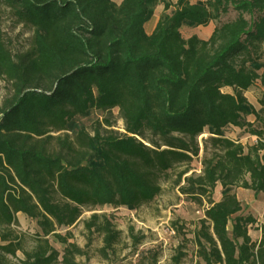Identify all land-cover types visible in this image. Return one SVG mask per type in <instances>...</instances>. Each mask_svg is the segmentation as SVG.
Listing matches in <instances>:
<instances>
[{
  "label": "trees",
  "instance_id": "trees-1",
  "mask_svg": "<svg viewBox=\"0 0 264 264\" xmlns=\"http://www.w3.org/2000/svg\"><path fill=\"white\" fill-rule=\"evenodd\" d=\"M3 1L34 33L29 49L13 54L0 25V77L14 83L0 104V239L6 242L0 264H14L6 254L21 247L12 230L18 212L35 219L39 231L36 246L15 264H79L82 248L57 228L72 226L87 207L131 209L153 201L161 178L175 168H182L181 193L199 204L208 197L196 234L204 264H263L264 236L259 243L251 238L256 218L239 214L242 203L232 189L264 193V114L245 95L255 84L264 90V67H255L264 60V0H177L151 33L145 25L155 4L168 9V0ZM210 22L208 39L180 32L185 23ZM114 107L128 144L105 140L99 129L54 135L77 115ZM232 125L256 141L246 148L225 136ZM205 128L212 152L200 174L187 175ZM86 229L104 234L105 248L120 234L96 213Z\"/></svg>",
  "mask_w": 264,
  "mask_h": 264
},
{
  "label": "rangeland",
  "instance_id": "rangeland-1",
  "mask_svg": "<svg viewBox=\"0 0 264 264\" xmlns=\"http://www.w3.org/2000/svg\"><path fill=\"white\" fill-rule=\"evenodd\" d=\"M120 4L122 0H113ZM169 8L163 3L155 4L154 14L145 25L147 33H151L159 18L164 14H170L176 9L177 0H168ZM199 0H192L196 2ZM203 1V0H200ZM212 23V22H211ZM0 25L2 40L13 54L24 53L32 44L34 29L25 23H20L15 11L0 1ZM212 25V24H211ZM210 23L195 26L185 23L180 28L184 38L197 35L199 38L208 39L210 36ZM211 26V27H210ZM258 70L264 67V60H260L255 66ZM14 83L5 76L0 77V104L13 92ZM224 91L230 92L229 88ZM264 90L260 85H253L246 89L245 95L257 111L264 114L262 104ZM253 121L254 116L250 115ZM257 127L260 124H256ZM64 131L56 134L74 137L80 130L86 129L91 135L99 129L101 136L107 141L122 144L130 143L129 134L126 131L124 118L118 107L112 110L90 109L85 115L75 116ZM224 135L241 142L246 148L253 144L257 137L237 126H228L224 129ZM210 130L205 128L199 136L200 155L194 157L190 164L192 169L187 175L194 172L200 174L203 170L202 159L212 152L209 140ZM182 168H175L168 175L161 178L162 191L153 201L137 208L126 206L113 207L102 205L83 209L82 216L72 226H60L58 231L62 234L70 233L69 242H74L82 248V255H77L79 264H204L199 255L196 234L202 227V219L205 218V208L209 206L207 196L201 204L195 202L191 196L181 193L177 184V174ZM181 185L185 182L182 180ZM232 191L238 195L242 203L239 214L247 216L253 214L256 218L254 225L250 226L249 235L254 241L260 242L264 236V193H254L252 189L234 187ZM222 187L219 185L213 195L216 200L221 198ZM94 213L106 216L120 231L117 243L111 248H105L104 234L93 229H86V222ZM16 222L12 230L18 236V244L21 246L15 255L6 254L12 263H20L25 258V251L32 250L36 245L38 230L35 219L22 212L16 214ZM233 219L228 223L229 234L232 233ZM50 243L58 250H63L65 244L58 242L51 236ZM0 239V244H4ZM256 264H262L257 262ZM264 264V263H263Z\"/></svg>",
  "mask_w": 264,
  "mask_h": 264
},
{
  "label": "crops",
  "instance_id": "crops-1",
  "mask_svg": "<svg viewBox=\"0 0 264 264\" xmlns=\"http://www.w3.org/2000/svg\"><path fill=\"white\" fill-rule=\"evenodd\" d=\"M211 24H212V25H211ZM210 25L212 26V27L210 26V27H211V29H210V33H211L210 36H211V35H212V32H213V30H214L215 24H214V22H212V23L210 22ZM210 36H209V37H210Z\"/></svg>",
  "mask_w": 264,
  "mask_h": 264
}]
</instances>
